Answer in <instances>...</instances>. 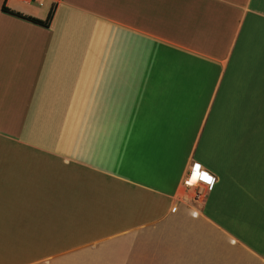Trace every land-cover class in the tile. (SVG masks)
<instances>
[{"label":"crops","instance_id":"0c3cea01","mask_svg":"<svg viewBox=\"0 0 264 264\" xmlns=\"http://www.w3.org/2000/svg\"><path fill=\"white\" fill-rule=\"evenodd\" d=\"M32 212L72 225L20 264H264V0H0V264Z\"/></svg>","mask_w":264,"mask_h":264},{"label":"rangeland","instance_id":"374dc122","mask_svg":"<svg viewBox=\"0 0 264 264\" xmlns=\"http://www.w3.org/2000/svg\"><path fill=\"white\" fill-rule=\"evenodd\" d=\"M78 206L79 208H84L85 211L87 208H92L90 207V202L84 201H79ZM79 215V212H74L73 214L75 218H79ZM22 224L23 223L17 224L16 249L14 250V254L12 255V252L4 256L1 254V261L5 260L6 262H12L14 260L16 264H20V262L25 261V259L52 252L57 245V241L62 243L60 241H62L63 238H57L59 231H64L65 228L72 225V213L32 212L31 224L25 225L28 230L25 234L22 233L24 227ZM70 255L71 254L64 255L63 259L60 258L58 262L51 258L41 259L40 261L39 258H36L38 260L33 264H74L72 263V257L66 258Z\"/></svg>","mask_w":264,"mask_h":264},{"label":"built area","instance_id":"2783aa9c","mask_svg":"<svg viewBox=\"0 0 264 264\" xmlns=\"http://www.w3.org/2000/svg\"><path fill=\"white\" fill-rule=\"evenodd\" d=\"M21 4H39L42 0H15ZM198 165L191 163L188 165L186 172L181 180L180 187L181 192L178 196L180 202L188 203L191 206V211L195 212L194 205L198 206L203 203L207 194L211 191L215 179L213 176L206 173L199 167L194 174V167ZM210 176L211 182L203 178V174ZM192 180V183H189V180Z\"/></svg>","mask_w":264,"mask_h":264},{"label":"trees","instance_id":"16d2710c","mask_svg":"<svg viewBox=\"0 0 264 264\" xmlns=\"http://www.w3.org/2000/svg\"><path fill=\"white\" fill-rule=\"evenodd\" d=\"M1 10L4 11V12H8V10L6 8H4L3 6L1 7ZM52 12H53V5L50 6V8H49L44 20H42V21L35 20V19L29 18V17H24V19H26V20H28V21H30L32 23L41 25V26H47L49 21H50V19H51ZM8 13H10V12H8ZM11 14H13V15H15L17 17H20L18 14H14V13H11Z\"/></svg>","mask_w":264,"mask_h":264},{"label":"snow or ice","instance_id":"6c2138e0","mask_svg":"<svg viewBox=\"0 0 264 264\" xmlns=\"http://www.w3.org/2000/svg\"><path fill=\"white\" fill-rule=\"evenodd\" d=\"M197 170H199V165H196V166L194 167V174H195V172H196ZM203 178L206 179V180H208L209 182H211V179H212V178H211L210 176H208L206 173L203 174ZM188 182H189V183H192V180L190 179Z\"/></svg>","mask_w":264,"mask_h":264}]
</instances>
